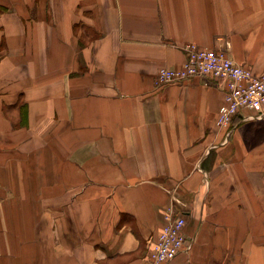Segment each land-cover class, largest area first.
<instances>
[{
	"label": "crops",
	"instance_id": "0c3cea01",
	"mask_svg": "<svg viewBox=\"0 0 264 264\" xmlns=\"http://www.w3.org/2000/svg\"><path fill=\"white\" fill-rule=\"evenodd\" d=\"M264 71V0H0V264H264V103L217 123L224 79L156 84L184 46Z\"/></svg>",
	"mask_w": 264,
	"mask_h": 264
},
{
	"label": "built area",
	"instance_id": "2783aa9c",
	"mask_svg": "<svg viewBox=\"0 0 264 264\" xmlns=\"http://www.w3.org/2000/svg\"><path fill=\"white\" fill-rule=\"evenodd\" d=\"M185 61L179 67L161 66L156 73V84L182 82L196 76L224 79V101L219 107L217 123L227 125L234 115L244 111H259L264 103V71L255 75L236 62L225 50L187 43ZM185 217L169 207L164 214V224L157 237L151 241L149 260L160 264L175 258L187 249L190 240L183 235Z\"/></svg>",
	"mask_w": 264,
	"mask_h": 264
}]
</instances>
